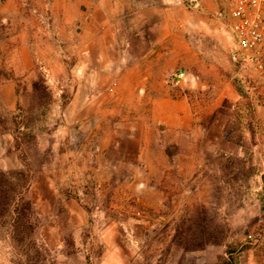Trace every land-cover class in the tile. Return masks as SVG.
Here are the masks:
<instances>
[{
    "label": "rangeland",
    "instance_id": "rangeland-1",
    "mask_svg": "<svg viewBox=\"0 0 264 264\" xmlns=\"http://www.w3.org/2000/svg\"><path fill=\"white\" fill-rule=\"evenodd\" d=\"M227 30L219 0H0V264H264Z\"/></svg>",
    "mask_w": 264,
    "mask_h": 264
},
{
    "label": "built area",
    "instance_id": "built-area-1",
    "mask_svg": "<svg viewBox=\"0 0 264 264\" xmlns=\"http://www.w3.org/2000/svg\"><path fill=\"white\" fill-rule=\"evenodd\" d=\"M238 56L245 66L264 81V0H220ZM184 72L176 74L177 80Z\"/></svg>",
    "mask_w": 264,
    "mask_h": 264
},
{
    "label": "crops",
    "instance_id": "crops-1",
    "mask_svg": "<svg viewBox=\"0 0 264 264\" xmlns=\"http://www.w3.org/2000/svg\"><path fill=\"white\" fill-rule=\"evenodd\" d=\"M220 1V0H219ZM221 3H222V1H220ZM228 29V28H227ZM228 31V33H229V35H230V37H231V39L233 40V42H234V39L232 38V34L229 32V30H227ZM215 87L217 86V82H215Z\"/></svg>",
    "mask_w": 264,
    "mask_h": 264
}]
</instances>
